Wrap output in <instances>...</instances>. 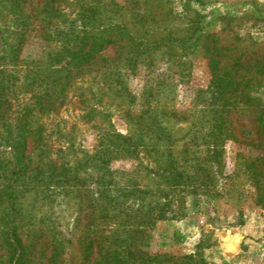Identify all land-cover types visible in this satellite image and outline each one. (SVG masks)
I'll return each instance as SVG.
<instances>
[{"label":"rangeland","instance_id":"1","mask_svg":"<svg viewBox=\"0 0 264 264\" xmlns=\"http://www.w3.org/2000/svg\"><path fill=\"white\" fill-rule=\"evenodd\" d=\"M0 264H264V0H0Z\"/></svg>","mask_w":264,"mask_h":264},{"label":"trees","instance_id":"2","mask_svg":"<svg viewBox=\"0 0 264 264\" xmlns=\"http://www.w3.org/2000/svg\"><path fill=\"white\" fill-rule=\"evenodd\" d=\"M17 6L19 7V5H17ZM87 6H90V7H87L86 8L83 5V8H85L84 9L85 10V13H89V14H95L96 13L97 15H99L100 13L103 12V10H105V7L103 5H101V3H99V2H93L92 5H87ZM62 12H60V10H58V8H56L54 6V3L52 2L49 5V13H48L46 19L49 20L53 16L54 17H57L58 15L63 14ZM21 18L24 19V16H22ZM23 21H21V20L19 21L20 22L19 24L21 26L24 25V22L25 21L24 22ZM83 32L86 34L87 33V29H84ZM23 37L24 36H22V39L19 40L18 45L16 44L17 45L16 47L13 46L14 48H17L19 50V48H20L19 45L22 44V41L24 39ZM81 39H86V37L82 36ZM18 50H15V51L18 52ZM65 50L67 51L68 48L67 49L65 48ZM85 55L86 54H84V55H81L80 54L79 55V53H76V54H72L71 55V58H73V60L76 59V58H82V59L84 58V59H87V57ZM91 57L92 56L90 55V57L88 59H90ZM136 59L137 58H135L134 60H136ZM68 76H69V74L67 75V78H69ZM214 83L216 84L217 90H219L220 95H223V94L226 93V91H227V86L226 85H228V83L226 84L225 82H223V78L222 77L218 78V80L216 82H214ZM47 85H48V83H47ZM67 85H68V82H64L63 84H61V92H62V90H64V88L67 87ZM56 86H58V83L57 82L56 83H53L52 86H46V89L47 90H50L51 93H53L54 91H56ZM113 137L118 138L122 142V143H120L121 144L120 146L125 147V148H129L130 149V147L131 148L133 147V148L137 149L139 147V145H145L146 146V143H143V144L134 143L133 138L128 137L127 135H122L120 133L114 134ZM114 144H111V145L114 146V147H116V148H118L117 145H114ZM152 147H153L152 148L153 150H151V151L156 156H160V154L163 153V151L161 150V145H159V143L153 144ZM156 172H162V174H163L164 173V170L161 171L160 169H158V170H156ZM190 174L191 173L188 172V169L187 168H184L183 171H175V173L171 177H168L167 181L169 183H172V185L181 186L184 189V191L190 192V193L195 192L197 187H200V186H202V187L210 186V184H208L207 181H205V180H204V183H200L199 185L196 184L197 181H196V178L194 177L195 175L192 176ZM187 194H189V193H187ZM163 212L166 214L167 210L164 209ZM164 216H166V215H162V217H164ZM149 220H150L149 222H152V219H149ZM17 247L18 248L16 249L15 257H16V259H20V257H22L23 254H22V251L20 250L19 246H17Z\"/></svg>","mask_w":264,"mask_h":264}]
</instances>
